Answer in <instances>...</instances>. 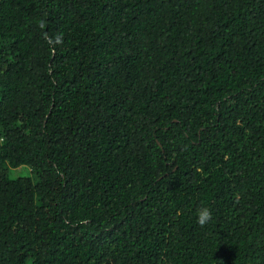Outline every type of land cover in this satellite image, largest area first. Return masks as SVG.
Here are the masks:
<instances>
[{
  "label": "trees",
  "instance_id": "obj_1",
  "mask_svg": "<svg viewBox=\"0 0 264 264\" xmlns=\"http://www.w3.org/2000/svg\"><path fill=\"white\" fill-rule=\"evenodd\" d=\"M0 264H264V0H0Z\"/></svg>",
  "mask_w": 264,
  "mask_h": 264
},
{
  "label": "clouds",
  "instance_id": "obj_2",
  "mask_svg": "<svg viewBox=\"0 0 264 264\" xmlns=\"http://www.w3.org/2000/svg\"><path fill=\"white\" fill-rule=\"evenodd\" d=\"M58 40L62 42V38L58 37ZM212 220V211L211 209L207 207H203L201 209H198V219L197 223L204 227L206 224H208Z\"/></svg>",
  "mask_w": 264,
  "mask_h": 264
},
{
  "label": "rangeland",
  "instance_id": "obj_3",
  "mask_svg": "<svg viewBox=\"0 0 264 264\" xmlns=\"http://www.w3.org/2000/svg\"><path fill=\"white\" fill-rule=\"evenodd\" d=\"M21 170H24V171H21ZM20 173H23L24 175H30L32 174V170L30 167L28 166H20V167H17V168H13L11 170V175L12 176H18L20 175Z\"/></svg>",
  "mask_w": 264,
  "mask_h": 264
}]
</instances>
